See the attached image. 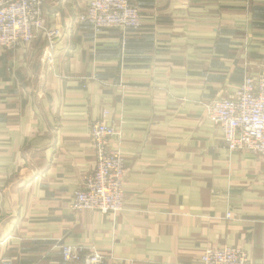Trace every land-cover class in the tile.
<instances>
[{"label": "crops", "instance_id": "0c3cea01", "mask_svg": "<svg viewBox=\"0 0 264 264\" xmlns=\"http://www.w3.org/2000/svg\"><path fill=\"white\" fill-rule=\"evenodd\" d=\"M88 1L42 0L60 37L0 47V264H66L63 243L105 264H200L224 246L261 264L264 162L225 149L206 106L264 73V0H129L134 30L77 22ZM103 109L123 209L74 210Z\"/></svg>", "mask_w": 264, "mask_h": 264}, {"label": "built area", "instance_id": "2783aa9c", "mask_svg": "<svg viewBox=\"0 0 264 264\" xmlns=\"http://www.w3.org/2000/svg\"><path fill=\"white\" fill-rule=\"evenodd\" d=\"M77 22H86L93 29L116 27L138 29L141 25L138 8L129 0H89L76 15ZM45 35L49 44L60 37L59 28L42 23V0H0V47L12 48L18 43L32 42L36 34ZM209 120L222 131L223 144L229 151H244L264 162V73H248L226 97H218L206 106ZM108 111L103 109L90 124L95 153L94 167L84 176L76 190L71 208L115 213L123 209V181L126 172L120 149L112 148L110 140L117 134L106 122ZM231 212L225 214L229 219ZM264 247V223L262 225ZM61 255L66 264H103L104 257L91 251L81 261L82 249L63 244ZM200 264H251L241 248L224 246L205 248ZM264 264V259L261 261Z\"/></svg>", "mask_w": 264, "mask_h": 264}, {"label": "rangeland", "instance_id": "374dc122", "mask_svg": "<svg viewBox=\"0 0 264 264\" xmlns=\"http://www.w3.org/2000/svg\"><path fill=\"white\" fill-rule=\"evenodd\" d=\"M84 9H85V8H84ZM84 9H83V10H84ZM48 28H56V27H48ZM121 30H122V29H121ZM45 38H46V37H45ZM46 40H47V39H46ZM53 42H54V41H53ZM47 43L49 44L48 40H47ZM51 44H52V43H51ZM206 115H207V113H206ZM208 119H209V118H208ZM210 121H211V120H210ZM211 122H212V121H211ZM212 123H213V122H212ZM111 125H112V124H111ZM114 128H115V127H114ZM116 131H117V130H116ZM221 133H222V131H221ZM117 134H118V133H117ZM117 134H116V135H117ZM116 135H115V136H116ZM90 136H91V135H90ZM115 136H114V137H115ZM114 137H113V138H114ZM222 137H223V136H222ZM113 138H112V139H113ZM112 139H111V140H112ZM111 140H110V144H111ZM91 142H92V140H91ZM92 146H93V145H92ZM223 146H224V144H223ZM224 147H225V146H224ZM117 149H118V148H117ZM225 149H226V148H225ZM93 150H94V148H93ZM228 151H229V150H228ZM121 152H122V151H121ZM94 159H95V153H94ZM94 161H95V160H94ZM90 172H91V171H90ZM90 172H88V173H90ZM125 173H126V172H125ZM124 177H125V175H124ZM83 179H84V177H83ZM83 179H82V181H83ZM123 182H124V181H123ZM81 184H82V182H81ZM81 184H80V186H81ZM123 188H124V183H123ZM75 192H76V191H75ZM75 192H74V194H75ZM73 196H74V195H73ZM72 199H73V198H72ZM70 206H71V205H70ZM83 210H84V209H83ZM89 210H90V209H89ZM121 210H122V209H121ZM94 211H95V210H94ZM119 211H120V210H119ZM98 212H99V211H98ZM117 212H118V211H117ZM108 213H112V212H108ZM115 213H116V212H115ZM63 244H67V243H63ZM63 244H62V245H63ZM62 245H61V246H62ZM69 245H71V244H69ZM61 246H60V252H61ZM72 246H73V245H72ZM77 247H78V246H77ZM80 248H81V247H80ZM91 251H96V250L91 249L90 251L84 253L83 256H81V261H83L84 256H85L87 253L91 252ZM96 252H98V251H96ZM98 253H99V252H98ZM100 254H101V253H100ZM101 255H102V254H101ZM102 256H103V255H102ZM103 257H104V256H103ZM69 264H70V263H69ZM71 264H73V263H71ZM74 264H75V263H74ZM78 264H79V263H78ZM103 264H105V258H104V263H103Z\"/></svg>", "mask_w": 264, "mask_h": 264}]
</instances>
